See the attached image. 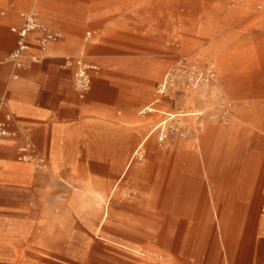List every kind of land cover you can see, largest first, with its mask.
Here are the masks:
<instances>
[{
    "label": "crops",
    "instance_id": "crops-1",
    "mask_svg": "<svg viewBox=\"0 0 264 264\" xmlns=\"http://www.w3.org/2000/svg\"><path fill=\"white\" fill-rule=\"evenodd\" d=\"M193 1L194 6H198L214 3L215 0ZM219 1L225 3L230 1L236 4L246 2L249 10L255 8L260 10L256 17L260 27L252 33L255 32L254 36L257 39L255 48L263 54L264 0ZM53 2L50 1L47 5L37 2L38 4L35 3L34 6L42 11L40 21L61 32L62 38L41 47L36 42L40 33L32 32L28 37L30 49L24 56L26 66L17 69L9 62H3L0 65V117L3 118L7 114L12 116V122L9 125L10 134L5 137L0 136V264H82L86 261L83 256L57 257L54 255L55 238L60 236L55 234V225L44 222V216L52 214L47 211L44 204L46 200L54 196L49 187L52 188L55 183L66 180L76 183L81 180L85 181L79 175L78 168L108 166L104 165L103 161H108L110 158L105 157L103 153L112 151L110 146H112L113 138H118L124 131L127 133L128 141L126 150H129V145L133 150L126 163V168L130 169L136 155L156 147L159 132L166 130L170 120L186 115L185 110L181 109L164 111L165 117L158 120L134 148L135 127L147 125L138 116L132 115L133 102L130 104L127 100L122 108L118 106V100L125 91L126 98L135 91L134 70L128 65L106 63L99 57L102 53L92 52L93 48L87 47L86 44L92 33H94V39H98L106 31V28L102 26L103 19L110 17L109 14L113 8L122 11L149 7L150 0H114V2L110 0H63L61 2L62 11L57 7L60 5ZM181 2L182 0H177L175 6H179ZM0 8L6 11V16L0 21V27H8L14 43L8 55L15 49L17 43V35L11 31V28L22 25L21 13L25 10L18 11L14 19H9V8L3 5H0ZM86 8H92L89 14L73 15L70 13V9L81 11ZM229 12L233 16H240L241 13L232 10ZM88 24L93 30L87 31L85 36ZM203 29L202 31H205ZM220 30L226 31L227 29L225 27L215 28L216 32ZM173 44H178L184 49L193 45L192 42L188 43L180 37H175ZM4 45L5 41L0 38V52L4 51ZM204 45V42L199 43V47H202L200 52L213 56V49L217 45L212 42L207 46ZM243 48L239 46V50H244ZM251 48L252 46L248 50ZM86 50L88 51L85 52ZM243 55L244 52L240 51L234 60L240 63L245 62L243 64H245L246 71L247 67L256 68L257 64L261 63L264 65V59L259 63L254 57L245 59ZM77 56H84L88 63L98 67V71H92L91 89L83 98L78 95L74 87L76 64L73 59ZM34 58L36 60H33ZM228 60H231L228 53L216 56L214 59L217 65L216 83L221 81L225 87H228L224 76ZM115 69L125 73L123 76L126 81L120 84L106 77H100L103 70L112 72ZM251 74L252 80L245 82L244 89L235 94L233 92L232 100H228L233 115L228 127H223L208 119L205 123L200 122L202 131L199 130L197 123L193 124L191 130L187 132L177 128L174 136H171L168 130L166 131L165 148L172 155L179 147L198 152V146L201 150L204 146L207 152L214 157L215 145L219 141L222 142L221 154L218 153L221 159V165L218 166L217 171L218 177L212 181L209 180V183L223 184L224 191H231L232 186L236 188L240 184L245 185L249 182L260 184L255 188L257 197L252 210L249 211V221H244L245 223L238 221L237 229L233 230V234L232 232L229 234L232 231L228 230L230 222L228 223V220L224 218L221 222L224 231L222 245L218 242L216 245L208 243L201 261L194 251V264H264V211L262 210L264 197L261 199L264 191L261 186L264 185V175L263 179L259 178V158L261 152H264V143L261 141L264 140V107L262 101L259 100L262 84L256 74L253 72ZM248 75L249 73L242 74L244 77ZM168 76L165 73L161 83ZM215 88L217 89L216 85ZM216 89L212 91L215 92ZM206 93L200 94L199 101L195 94L187 95V103L194 105V110L189 114L194 117L206 114V111H202V107L208 108V105L205 106L208 100ZM157 102L158 98L152 100L140 110V114L160 111L157 108ZM197 102L203 105L199 106ZM244 110L253 114L250 124L255 129V134L250 140H247L250 131L249 134L246 131L245 137L248 138L245 141L242 134ZM29 144L34 148L35 161L19 159L20 149ZM40 159L44 160V167L36 163ZM32 163L39 168H48L49 174H41ZM172 171L173 169L170 171L164 167L158 168L157 182L160 185L157 191L160 195L169 193L167 179ZM205 191V188L194 186L192 192L196 194ZM214 193L215 187L210 186L211 196ZM95 194V207L91 208L90 212L107 217L109 205L105 201V196L101 190L96 191ZM221 194L223 192L216 199L217 207H214L210 201L207 208L197 211L194 216L204 214L207 216H247L249 204L246 198H242V193L238 196L230 194L231 199L226 196L228 194H223L224 200L228 198L230 204L220 209ZM58 195L63 196L62 193ZM163 224L158 242L174 250H185L187 238L191 234L189 223L186 220L168 216ZM78 246L86 247V240L79 241Z\"/></svg>",
    "mask_w": 264,
    "mask_h": 264
},
{
    "label": "rangeland",
    "instance_id": "rangeland-1",
    "mask_svg": "<svg viewBox=\"0 0 264 264\" xmlns=\"http://www.w3.org/2000/svg\"><path fill=\"white\" fill-rule=\"evenodd\" d=\"M36 1L46 5L50 4V1H55L60 5L57 6L58 9L63 10L61 7L63 0H2L0 5L9 8V19H14L15 13L20 10L34 11L41 18V9L34 7L35 3L38 4ZM110 1L114 2V0ZM150 2L149 7L122 11L113 8L109 14L110 17L103 19L105 23L103 22L102 26L106 28V31L98 39H94V33H92L86 44L87 47L93 48L92 52L102 53L99 57L106 63L128 65L134 70V93H128L126 98L125 91L118 100L119 108H122L127 100L130 104L133 102L132 115L138 116L147 125L135 127L134 148L143 135L158 120L165 117L164 111L181 109L185 110L186 115L170 120L166 130L159 132L156 147L136 155L130 169L126 168V163L133 150L130 145L129 150H126L128 141L127 133L124 131L118 138H113L112 146H110L112 151L103 153L105 157L110 158L108 161H103V164L108 166L78 168L79 175L85 181L76 183L66 180L55 183L52 188L49 187L54 196L46 200L44 204L47 211L52 214L44 216V222L55 225V234L60 236L55 238L54 255L57 257L83 256L86 261L82 264H194V251L201 261L208 243L216 245L218 242L222 245L224 231L221 222L224 218L228 220V223L230 222L228 230L232 231L229 234L231 232L233 234V230L237 229L238 221L248 222L250 219L249 211L252 210L257 197L255 188L260 184L249 182L245 185L240 184L236 188L232 186L231 191H224L223 184L209 183V180L212 181L218 177V166L221 165V159L218 157L222 149L221 141L214 147L216 150L214 157L204 146L202 150L198 146V152L179 147L172 155L165 148V143L167 130L171 136H174L177 128L187 132L191 130L193 124L197 123L199 130L202 131L200 122L205 123L208 119L228 127L233 116L228 100H232L233 92L235 94L243 90L245 82L252 80V72L257 75L262 84L259 100L264 107V65L260 62L264 59V53L261 54L257 51L258 48H255L257 39L254 36L255 32L252 33L260 27L256 18L260 10L257 8L249 10L246 2L236 4L219 0L198 6H194L193 0H182L179 6H175L177 0H150ZM235 5L237 7H232ZM91 10L92 8L81 11L70 9V13L82 15V13L89 14ZM229 10L241 12L240 16L230 15ZM216 27H225L227 30L216 32ZM91 28L88 24L85 36L87 31L93 30ZM202 28L205 31H202ZM175 37L184 38L188 43L192 42V47L184 49L178 44L174 45ZM0 38L5 41L4 51L0 52V57L4 59L14 46L8 27H0ZM201 42H204V46L211 42L217 45L213 49V56L200 52L202 47H199V43ZM239 46L244 47V50H239ZM250 46L252 48L248 50ZM240 51L244 52L245 59L254 57L261 64H257L256 68L249 65L250 68L247 67L246 71L243 64L245 62L240 63L234 60ZM225 53H228L231 60L226 62L224 76L228 87L232 89L223 86L221 81L216 83L215 79L207 78L209 73L213 75L216 73L215 57ZM78 57L86 61L84 56L76 58ZM194 64L203 71V76H199L196 70L190 67ZM116 69L112 72L103 70L100 77H106L121 84L126 81L123 76L125 73ZM165 73L169 75L167 88L160 93V84ZM247 73H249L248 76H242ZM211 83L217 86L215 92L206 86ZM203 90H207L208 100L205 106L208 105V108L202 107V111H206L204 116L194 117L189 114L194 110V105L187 103L186 97L189 94H195L199 101ZM157 98L156 105L160 111L140 114L143 107ZM197 103L199 106L203 105ZM244 112L242 134L245 141L248 138L245 137L246 131L247 133L250 131L247 139L250 140L255 134V129L250 124L253 114L247 110ZM162 138L164 140H161ZM261 141L264 143V140ZM259 160V178L263 179L264 152H261ZM160 167L170 171L173 169L172 173L168 174L167 187L169 186L170 189L166 195H160L157 191L160 185L157 182ZM36 169L41 174H49L48 168L36 167ZM194 186L205 188L206 191L193 194ZM210 186L215 187V193L212 196ZM261 186L264 188V185ZM98 190H101L109 205L107 217L90 212V209L95 207L94 197ZM59 192L63 196L58 195ZM221 192L228 194L226 196L229 199H231L230 194L238 196L242 193V198H246L249 204L247 216H207L206 214L194 216L197 211L207 208L210 201L214 207H217L216 199ZM223 194L220 195L222 197L220 209L230 204L228 198L224 200ZM262 197H264V191L261 199ZM168 216L186 220L191 226L187 248L183 251L174 250L158 242L161 228ZM69 240L71 242H68ZM82 240H86V247L78 246L79 241Z\"/></svg>",
    "mask_w": 264,
    "mask_h": 264
},
{
    "label": "built area",
    "instance_id": "built-area-1",
    "mask_svg": "<svg viewBox=\"0 0 264 264\" xmlns=\"http://www.w3.org/2000/svg\"><path fill=\"white\" fill-rule=\"evenodd\" d=\"M6 16V11L0 8V21ZM22 25L20 27H12L11 31L17 35L16 47L4 59H0V65L3 62L11 63L15 68H23L26 66L24 62L25 53L30 49L28 37L32 32H39L40 35L36 38L37 44L45 47L49 42L58 41L62 38V33L50 28L40 21L39 14L34 11H25L21 13ZM33 60H36L35 58ZM73 62L76 64L74 73V87L80 97H85L91 89L92 85V71H98V67L91 65L83 58H74ZM190 67L203 76L202 70L198 69L197 65H190ZM208 74V73H207ZM16 78L17 75L15 74ZM202 78V77H201ZM207 78L213 79V73H209ZM205 79V78H204ZM12 122L10 114L0 117V136L5 137L10 134L9 125ZM19 159L21 160H36L33 146L26 145L20 149ZM36 163L44 167V160L40 159ZM262 210L264 211V200L262 203Z\"/></svg>",
    "mask_w": 264,
    "mask_h": 264
},
{
    "label": "bare ground",
    "instance_id": "bare-ground-1",
    "mask_svg": "<svg viewBox=\"0 0 264 264\" xmlns=\"http://www.w3.org/2000/svg\"><path fill=\"white\" fill-rule=\"evenodd\" d=\"M35 7V6H34ZM35 9H36V7H35ZM217 70H216V73L213 75V80L215 79H217ZM216 77V78H215ZM216 82V81H215ZM167 83H168V77H167V79L163 82V83H161L160 84V89H159V91L160 92H164L165 91V89L167 88ZM215 85L216 84H213V83H211V84H208V85H206L207 86V88L209 89H211V90H215L216 88H215ZM207 92V90H203V91H201V93L200 94H204V93H206ZM196 110V109H195ZM167 113V112H166ZM161 127V126H160Z\"/></svg>",
    "mask_w": 264,
    "mask_h": 264
}]
</instances>
